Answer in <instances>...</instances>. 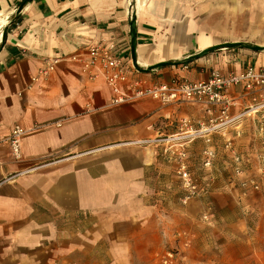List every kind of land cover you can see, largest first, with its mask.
I'll return each instance as SVG.
<instances>
[{"label": "crops", "instance_id": "0c3cea01", "mask_svg": "<svg viewBox=\"0 0 264 264\" xmlns=\"http://www.w3.org/2000/svg\"><path fill=\"white\" fill-rule=\"evenodd\" d=\"M162 13L134 0H0V264H264V112H247L264 90L231 89L236 123L169 150L164 139L211 127L222 108L151 97L114 105L105 80L74 60L115 44L144 88L264 68L219 48L196 16ZM16 126L28 131L20 161L6 142ZM181 152L206 187L186 203Z\"/></svg>", "mask_w": 264, "mask_h": 264}, {"label": "built area", "instance_id": "2783aa9c", "mask_svg": "<svg viewBox=\"0 0 264 264\" xmlns=\"http://www.w3.org/2000/svg\"><path fill=\"white\" fill-rule=\"evenodd\" d=\"M88 57L80 60L75 57V61H80L83 71L90 80L102 77L107 85L112 89L114 97L112 103L119 105L129 100L141 97H151L152 99L159 100L162 103H175L183 100L192 101L200 104H205L209 107H221L222 116L216 121H211L212 126L200 130H192L187 137H180L174 135L163 141L168 144V149L179 145L181 140L194 139L203 135L213 133L223 125L234 123L240 117L231 118L226 115L228 107L231 106L229 99L230 89L237 85H242L244 88L250 90L255 88L264 87V68L256 71L252 66L247 68L241 74H229L222 76L214 72L212 77L207 81L201 82H188L187 80L174 79L170 83H161L152 87L144 88L140 80L131 76L130 68L126 66L125 61L119 56L116 45L112 44H99L92 46L87 50ZM53 71V66L43 71L46 76L49 72ZM122 85H127V91L122 90ZM185 126L190 127V123H184ZM28 131L20 126H16L7 137L6 142L9 144L12 156L16 161L22 159V139ZM264 135V127L261 128ZM205 166H210L213 159V153L206 151ZM179 170L178 174L186 189L187 195L184 202L191 198L199 196L201 193L198 185L194 182L191 174L187 170L184 159L186 153H180Z\"/></svg>", "mask_w": 264, "mask_h": 264}, {"label": "rangeland", "instance_id": "374dc122", "mask_svg": "<svg viewBox=\"0 0 264 264\" xmlns=\"http://www.w3.org/2000/svg\"><path fill=\"white\" fill-rule=\"evenodd\" d=\"M174 2V7L172 9L169 7V4L172 3L171 0H145L143 6L139 5L138 0H134V6H137L140 9L147 5V12L149 13H153L154 9L156 11L157 7L162 8V14H165L166 11L168 12V15L180 14V12L182 15L187 13L191 20L196 16L197 20L200 21L203 31L209 32L210 35L217 36V39L224 43V45L219 48H227L228 46L225 44L238 43L237 45H233L236 47V52L241 54L247 53V55L252 57V65L258 63V65L264 66V0H175ZM155 6L157 7L155 8ZM189 10L190 12H188ZM259 38L262 39V41L259 42L257 40ZM231 47H229V50H231ZM255 47H262V49L256 50ZM241 86L242 85H237L231 89H236ZM241 88L246 94L258 93L259 91L261 92L264 90V87L250 90L243 86ZM254 109L264 112V102L248 108L247 112ZM263 127L264 114L260 117L257 125L258 137L261 140V146L264 148V135L261 132V128ZM179 145H181V143H179ZM263 154L264 150L259 152L260 171L262 175H264ZM179 162H181V160H179ZM184 162L186 163L188 172L191 174L194 182L198 185L200 191H206L205 185L196 181L191 173L189 165L187 164V158L184 159ZM204 162L203 166L205 168L212 166V163L210 166H205ZM240 162L241 159L238 157L235 161L237 164L235 168L236 174H241L243 172L241 165H238ZM250 184L256 191L260 190L262 187L260 181L252 180ZM181 185L185 193L182 199L184 202L187 192L182 181ZM202 220L209 221L208 215H204Z\"/></svg>", "mask_w": 264, "mask_h": 264}, {"label": "bare ground", "instance_id": "6f19581e", "mask_svg": "<svg viewBox=\"0 0 264 264\" xmlns=\"http://www.w3.org/2000/svg\"><path fill=\"white\" fill-rule=\"evenodd\" d=\"M138 1H139V5H140V6H143V2H144L145 0H142V1H141V0H138ZM174 1H175V0H171L172 3L169 4V7H171V9L174 7V3H175ZM140 6H139V7H140ZM157 8L162 12V10H161L162 8H161V9H160V7H157ZM201 36H202L201 39L205 38V37H204V36H205L204 34H202ZM257 40H258L259 42L262 41V39H260V38L257 39Z\"/></svg>", "mask_w": 264, "mask_h": 264}, {"label": "water", "instance_id": "95a60500", "mask_svg": "<svg viewBox=\"0 0 264 264\" xmlns=\"http://www.w3.org/2000/svg\"><path fill=\"white\" fill-rule=\"evenodd\" d=\"M238 43H231V44H226V46H233V45H237ZM255 49L256 50H260V49H262V47H255ZM206 52H208V50H205V51H203V53L202 54H204V53H206ZM201 54V55H202ZM135 56V55H134Z\"/></svg>", "mask_w": 264, "mask_h": 264}]
</instances>
